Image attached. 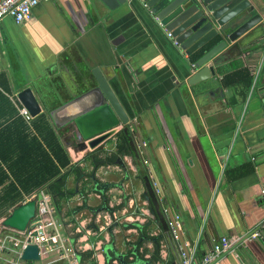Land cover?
<instances>
[{
	"label": "crops",
	"instance_id": "obj_1",
	"mask_svg": "<svg viewBox=\"0 0 264 264\" xmlns=\"http://www.w3.org/2000/svg\"><path fill=\"white\" fill-rule=\"evenodd\" d=\"M249 1L260 21L226 42L206 64L214 76L192 86L193 57L206 50L177 52L134 1L109 10L99 0H45L20 25L0 23V264H80L78 253L93 264H105L107 253L112 264H179L180 249L200 257L221 237L231 245L215 264H264V1ZM23 89L71 165L87 173L77 187L66 177L73 193L58 210L43 188L18 187L21 166L9 168L21 144L14 111L27 126L37 117L19 115ZM93 89L113 96L126 124L100 148L81 150L75 126L55 128L48 114ZM121 137L128 155L105 164ZM28 200L50 208L39 225L52 240L37 262L20 261L8 241L21 236L1 226ZM255 230L259 237L248 239Z\"/></svg>",
	"mask_w": 264,
	"mask_h": 264
},
{
	"label": "water",
	"instance_id": "obj_2",
	"mask_svg": "<svg viewBox=\"0 0 264 264\" xmlns=\"http://www.w3.org/2000/svg\"><path fill=\"white\" fill-rule=\"evenodd\" d=\"M107 9L132 3L154 20L157 27L171 41L177 52L186 57L208 49L192 63V74L187 79L189 86L214 76L212 66L206 64L225 47L252 29L259 21L258 5L249 0H99ZM264 1V0H263ZM101 86V85H100ZM17 101L33 118L38 115V105L28 89L16 95ZM264 114V93L258 99ZM48 116L55 128L72 123L77 130L78 147L92 151L120 132L126 119L113 96L96 95V89L70 100L52 110ZM92 176V175H91ZM36 201L28 200L15 206L1 221V226L17 233L32 228L36 220ZM40 259L38 247L27 245L19 260L37 262Z\"/></svg>",
	"mask_w": 264,
	"mask_h": 264
},
{
	"label": "trees",
	"instance_id": "obj_3",
	"mask_svg": "<svg viewBox=\"0 0 264 264\" xmlns=\"http://www.w3.org/2000/svg\"><path fill=\"white\" fill-rule=\"evenodd\" d=\"M207 49L208 47L205 48V50ZM201 54L194 56L193 59H198ZM222 84L226 85L227 82L224 81ZM248 84L249 81L247 79L244 85L247 86ZM0 100L5 101L6 98L0 94ZM14 113L16 117L12 121V127L18 132L21 144L18 154L10 162L9 168L13 166L18 169L21 166L23 177L20 179L13 176V178L22 191L28 192L37 187L43 188L45 193L51 197L53 209L58 210L60 199L70 197L73 193V191L64 189L66 177L72 173L75 178V186L77 187L79 182L86 178V173L79 166L71 165L65 149L59 143L52 127L49 126L43 114L31 120L30 126H27L17 115V112L14 111ZM127 151V140L121 137L115 154L106 157L104 163L112 164L118 156L128 155ZM93 160L99 159L93 158ZM16 197L19 198L20 196L16 194ZM78 256L80 264H93L90 259V253H78ZM114 260L110 253L105 254V264H112Z\"/></svg>",
	"mask_w": 264,
	"mask_h": 264
},
{
	"label": "built area",
	"instance_id": "obj_4",
	"mask_svg": "<svg viewBox=\"0 0 264 264\" xmlns=\"http://www.w3.org/2000/svg\"><path fill=\"white\" fill-rule=\"evenodd\" d=\"M43 1L45 0H0V23L4 19H10L15 25H20L29 18L32 8ZM166 36L167 38L169 37L168 34H166ZM18 113L25 122L30 121L31 116L24 108H19ZM49 210L50 208L42 203L36 204V216L38 213L40 217ZM39 223L40 221L38 220L36 223L31 224L32 228H27L24 232L19 233L21 236L19 240L13 242L8 241V243L16 248L18 256L20 255L21 251L30 244L37 245L39 257L42 252L49 249V243L51 242L52 238L42 233V227L39 225ZM168 227L172 234V238L177 240V235L175 233V229L177 228L175 219L171 222H168ZM260 229L264 230V223L261 225ZM247 237L248 239L254 240L259 237V231L255 230L248 234ZM2 245L3 244L0 242V247H2ZM230 245L231 241L228 238L221 237L218 241L213 243L211 249L207 253L200 257H195V253L192 250L180 249L179 264H215L220 254L227 251Z\"/></svg>",
	"mask_w": 264,
	"mask_h": 264
},
{
	"label": "rangeland",
	"instance_id": "obj_5",
	"mask_svg": "<svg viewBox=\"0 0 264 264\" xmlns=\"http://www.w3.org/2000/svg\"><path fill=\"white\" fill-rule=\"evenodd\" d=\"M132 148H134V147H132ZM96 157H98L99 159H103V158H105L104 157V154H103V151H101V152H99L97 155H96ZM119 158H121V157H119ZM93 172V170L91 169L89 172ZM94 173V172H93ZM87 174V173H86ZM89 174V173H88ZM126 181V180H125ZM88 185V184H87ZM88 186H90V185H88ZM136 210V209H135ZM39 215H38V213H37V216H36V220L33 222V223H36L38 220H39ZM119 220H120V217H117ZM117 220V219H116ZM40 221V220H39ZM115 221V220H114ZM113 222V221H112ZM19 233H17V236H20V234L18 235ZM12 246V245H11ZM12 248H14L15 250H16V248L15 247H13L12 246ZM5 255H8V257L10 258L11 256L9 255V254H5ZM0 263H2V261H0Z\"/></svg>",
	"mask_w": 264,
	"mask_h": 264
}]
</instances>
